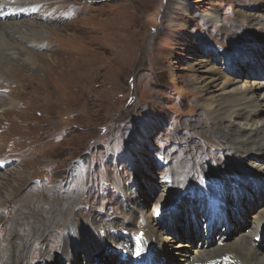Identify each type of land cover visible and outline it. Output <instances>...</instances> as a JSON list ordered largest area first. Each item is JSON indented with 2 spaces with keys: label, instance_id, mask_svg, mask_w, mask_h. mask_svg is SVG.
I'll return each mask as SVG.
<instances>
[{
  "label": "rangeland",
  "instance_id": "obj_1",
  "mask_svg": "<svg viewBox=\"0 0 264 264\" xmlns=\"http://www.w3.org/2000/svg\"><path fill=\"white\" fill-rule=\"evenodd\" d=\"M177 1L27 0L39 4L23 9L17 21L32 22L38 29L41 36L32 39H37L35 49L41 55L34 68L19 65L0 75V93L18 97L14 107L0 109V172L16 168L24 178L14 186L15 196L0 207V243H7L17 203L34 193L26 203L31 207H69L64 218L54 216L60 222L48 235L54 236L52 260L58 258L45 264H68L62 248L65 239L74 241L77 264H92L88 237L74 231L94 230L97 220L130 224L127 198L135 194L141 200L138 205L161 217L179 193L177 180L185 179L190 166L204 164L218 172L220 164L230 161L228 151L230 166L246 161L228 142L219 141L214 131L221 125L213 121L210 109L222 81L235 76L230 68L236 66L235 60L245 65L242 82L258 79L248 67L252 61L245 49L253 39L264 47L254 31L264 25V0H185L189 16L178 11ZM210 9L219 11L218 25L204 19ZM27 45L33 48V43ZM210 67L223 75L218 86L202 93L199 82L215 76ZM33 73L37 81L24 78L15 83ZM258 117L264 118V108ZM240 120L246 122L247 117ZM192 175L198 184L200 174ZM256 175L264 177L258 168L252 176ZM168 189L173 190L171 196ZM263 194L264 188L256 198ZM195 195L196 190L191 193ZM177 205L187 221L190 214L184 211L183 199ZM235 220L244 218L237 213L228 221L226 241L238 232ZM125 223L107 229L111 247L125 241L116 235V228ZM69 226L72 238L61 233ZM187 229L195 235L194 228ZM195 239L197 248L217 245L216 238ZM39 241L31 264H43L45 258L38 251L50 247Z\"/></svg>",
  "mask_w": 264,
  "mask_h": 264
},
{
  "label": "bare ground",
  "instance_id": "obj_2",
  "mask_svg": "<svg viewBox=\"0 0 264 264\" xmlns=\"http://www.w3.org/2000/svg\"><path fill=\"white\" fill-rule=\"evenodd\" d=\"M177 2L178 11L189 16L191 14L190 5L185 0H178ZM36 4L39 2L0 0V75L3 71L5 73L10 72L19 65L32 68L37 65L41 53L35 49L39 46L37 39L32 38H35V34L41 35L38 34V29H35L32 22L24 24L17 21L21 14L20 11L23 9L32 10L33 7L29 6ZM203 17L207 23L213 24L215 22V25H218L217 22L220 20L217 9L208 10L203 14ZM248 26L253 27L254 25L249 23ZM254 31L259 35V39L256 40L262 39L264 41V25L261 24ZM16 34H18L17 37ZM29 43H33V48L27 45ZM246 43L248 44L245 49L246 54L252 61V65H248V67L251 66V73L258 79L242 82L241 78H243L244 73L241 69L245 65L243 62H237L234 58L236 66L230 68L235 72V76H226L222 81L217 89L219 94H214L210 109L213 114V121L221 125L220 131H214L218 135L219 141L228 142L229 145H232V149L237 150L241 155L243 154L242 157H245L246 161L230 166L232 160L230 159L231 153L228 151L227 160L230 161L220 164L218 172H213L211 167L204 166V164L190 166L185 172V179L177 180L175 188L179 189V193L174 200H170V205L161 217L153 215L144 206L138 205L141 200L137 199L135 194L127 198L130 207V214L127 219L132 220L130 224H126L125 221L97 220L98 222L96 221L94 224V230L85 227L80 231H74V233H79V236L88 237L87 242L90 246L88 252L89 250L93 251L90 254L92 264L109 262L110 264H176L175 261H180L181 264H264V194L262 197L256 198L260 194V190L264 188V177L256 175L255 178L252 176L257 168L264 175V118L258 117V111L264 108V78H262L264 76L261 77L264 73V47H262V43H255V39L248 40ZM260 51L262 54L258 57L257 52ZM209 70L215 76L211 78L212 80L199 82L197 89L202 93L212 86H218L220 83L218 80L223 75L218 68L210 67ZM1 78L2 76H0ZM24 78H34L36 81L38 79L33 73L16 78L15 83H22ZM214 83L216 84L214 85ZM28 86L29 84L26 86V90ZM17 103L18 97L16 95L0 93V109L14 107ZM244 116L247 117V121L241 122L240 119ZM176 169L179 171L178 167ZM193 171L201 176L200 179L198 178V184L194 183L192 178ZM22 173L23 171L16 168L11 173L0 172V207L11 196H15L14 186L17 185V182L20 185L21 181L24 180ZM194 188L198 195L192 197L191 193L195 191ZM173 190L168 189L169 196L172 195ZM33 195L34 193H30L17 203L12 224L10 223L11 228L7 233V243H0V264H31L30 255L35 245L39 244H35L38 240L42 244L50 246L46 252L38 251L45 258L43 264L46 261L47 263L55 262L58 258L52 260V251L55 250L51 241L54 236L51 238L48 234L52 226H57L60 222V218H54V216H63L64 213L68 212L69 207L64 206L58 209L57 206L52 205L50 210L40 209V205L35 208L36 206L32 204L31 207L26 203L28 197L33 198ZM42 196L44 197V195ZM181 199L184 201V211L187 215L190 214L187 221L179 214V205L177 204ZM64 200L67 202L68 198ZM49 203L51 205L52 201L49 200ZM229 208H231L230 213ZM237 213L241 214L244 220L238 221V232L236 235L232 234L230 240L226 241L229 229L224 232L223 229L226 224L222 223L220 227L217 225L226 222L229 227L228 221L234 220ZM37 215L42 217L38 222H35ZM200 222L201 226H196ZM121 223H125V225H121V229L116 228V235L119 236V240L125 241L122 244L118 242L115 248L111 247L107 229L115 228V224ZM188 227L195 229L196 237L190 229H187ZM182 229L184 234H181ZM219 230L224 234L219 235ZM44 232H47L45 237L42 236ZM138 232H142V235H139ZM61 233L64 237L72 238L70 226ZM250 233L253 234L250 236ZM41 236L43 238L40 239ZM183 237H186L187 240L183 241ZM197 237L199 241L205 242L208 239L214 240L216 238L217 245L197 248L198 246L193 245L196 244L195 238ZM112 238L116 237L113 236ZM126 240L128 241L127 245ZM57 242H54L56 248ZM74 247L72 239H65L62 248L63 256L66 257L68 264H77ZM58 248H61V242H59ZM169 260L171 263H168Z\"/></svg>",
  "mask_w": 264,
  "mask_h": 264
}]
</instances>
